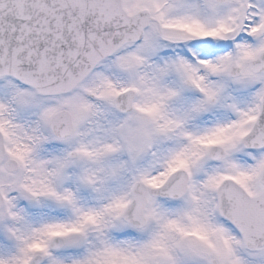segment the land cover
Instances as JSON below:
<instances>
[{
    "label": "snow or ice",
    "instance_id": "1",
    "mask_svg": "<svg viewBox=\"0 0 264 264\" xmlns=\"http://www.w3.org/2000/svg\"><path fill=\"white\" fill-rule=\"evenodd\" d=\"M0 264H264V0H0Z\"/></svg>",
    "mask_w": 264,
    "mask_h": 264
}]
</instances>
